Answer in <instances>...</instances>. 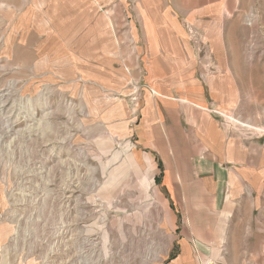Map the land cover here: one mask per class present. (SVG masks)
Returning a JSON list of instances; mask_svg holds the SVG:
<instances>
[{
    "label": "rangeland",
    "instance_id": "374dc122",
    "mask_svg": "<svg viewBox=\"0 0 264 264\" xmlns=\"http://www.w3.org/2000/svg\"><path fill=\"white\" fill-rule=\"evenodd\" d=\"M167 39L194 58L170 79ZM221 39L247 57L216 104ZM206 115L240 151L224 244L210 208L180 214L202 192L162 185L171 136ZM185 244L183 264H264V0H0V264H170Z\"/></svg>",
    "mask_w": 264,
    "mask_h": 264
},
{
    "label": "crops",
    "instance_id": "0c3cea01",
    "mask_svg": "<svg viewBox=\"0 0 264 264\" xmlns=\"http://www.w3.org/2000/svg\"><path fill=\"white\" fill-rule=\"evenodd\" d=\"M164 18L160 17V22H163ZM161 30H166L165 25H160ZM222 46L220 42L213 40L211 43L215 47V61L218 65V69L222 74L218 73V76L210 79L209 81V95L210 100L214 101L216 104L223 103L219 96V90L222 87L221 79L225 77V72L223 65L228 64L235 60L242 59L246 60V54L244 52L238 51V54L232 53V48L229 50L226 46H232L231 44H225L226 42L222 40ZM163 42V40H162ZM185 40L178 39H167L164 41L165 47H171L172 51L170 54L173 55L174 59L169 60L170 63L175 64H188L192 63L194 60L192 56L191 48ZM185 50H182V48ZM228 50V51H227ZM241 53V54H240ZM237 57V58H234ZM190 65L186 66L189 69ZM169 75H163L161 77L176 78L177 68L169 67ZM228 77H238L239 73L234 74L231 71L227 72ZM251 88V87H250ZM182 120L179 119L178 122ZM177 123V122H176ZM192 127L191 134L184 136L181 139L171 136L169 141V151L167 154V165L168 173L164 178L163 186L169 191H186V192H202V196L207 199V203H196L192 200L193 196H198V194H185L179 195L182 204L180 207V214L183 217L184 213L181 208L190 206H205L210 208L207 214L213 215V217H223L219 220V224L223 223L222 227L219 225L216 233V239L219 240L217 243H223L234 237L232 230H227V222L230 219V204L224 199V193L228 189V185L232 182L233 177L238 175V159L240 151H234V143L232 139L226 137L225 132H223L219 127V122L216 118L207 116L203 120L197 117H191L190 120H185V127ZM185 143L184 148H191V151L187 150L185 156L181 154L180 149L182 146L179 144ZM228 143V144H227ZM204 194V195H203ZM200 195V194H199ZM202 196L201 199L203 198ZM212 208V210H211ZM231 222V221H229ZM223 228V229H222ZM227 230V231H226ZM231 233L230 236L227 234ZM235 238V237H234ZM190 245V244H189ZM184 257L179 260L178 257L170 264H183L180 263L188 255V246L184 245L183 250L181 248L182 255ZM179 255V256H180ZM178 261V263H177Z\"/></svg>",
    "mask_w": 264,
    "mask_h": 264
}]
</instances>
